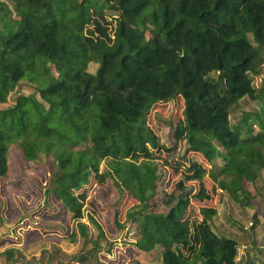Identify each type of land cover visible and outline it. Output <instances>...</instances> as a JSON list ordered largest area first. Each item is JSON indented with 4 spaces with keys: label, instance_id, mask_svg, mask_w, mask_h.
Instances as JSON below:
<instances>
[{
    "label": "trees",
    "instance_id": "16d2710c",
    "mask_svg": "<svg viewBox=\"0 0 264 264\" xmlns=\"http://www.w3.org/2000/svg\"><path fill=\"white\" fill-rule=\"evenodd\" d=\"M12 1L17 19L0 0V104H6L0 106V177L9 167L10 142L20 144L26 161H36L37 152L50 155L46 193L77 217L83 202L75 192L108 159L113 182L141 203L130 214L140 228L133 246L151 255L160 250L161 263L173 264L167 216L149 208L158 177L154 161L146 159L152 135L143 119L153 103L180 95L190 149L211 163L213 179L221 158L218 187L237 201L239 192L242 201L251 198L258 188L255 163L264 165V109L252 114L261 129L253 138L242 136L254 125L244 117V132L233 127L230 112L256 92L252 74L264 54V0H102L117 23L114 44L102 42L97 50L80 28L91 22L97 0L74 6L77 0ZM92 61L95 72L88 70ZM12 65L22 70L18 79ZM20 80L41 100L18 94L7 103ZM84 143L89 148L74 149ZM202 215L209 218L207 211ZM174 249L175 264H211L202 243L190 257Z\"/></svg>",
    "mask_w": 264,
    "mask_h": 264
},
{
    "label": "rangeland",
    "instance_id": "374dc122",
    "mask_svg": "<svg viewBox=\"0 0 264 264\" xmlns=\"http://www.w3.org/2000/svg\"><path fill=\"white\" fill-rule=\"evenodd\" d=\"M3 1L17 19L13 1ZM77 3L78 0L70 5ZM91 16V22L80 27L90 47L97 50L102 42L114 44L116 12L97 0ZM72 17L79 24L80 17ZM146 37H150L148 32ZM96 69L97 64L92 61L88 70ZM9 71L17 79L22 74L17 65L10 66ZM257 71L252 74L256 92L240 99L230 112L233 127L244 132V117L254 125L252 134H243V138H253L261 130L252 114L264 109V54ZM26 83L18 82L7 103L13 104L18 94H34L41 100ZM143 125L152 135L146 159L154 161L158 177L149 208L167 216L165 225L172 235L171 262L176 263L175 245L190 257L202 243L203 255L211 264H264V165L255 163L259 175L257 190L252 187L247 202L242 201L239 192L237 201L228 190L218 187L222 177L218 168L223 166V160L216 158L217 176L213 179L208 171L211 163L190 149L180 95L153 103ZM83 147L89 148V144L74 149ZM8 148L9 167L0 177L1 264H75L77 260H83L81 264H162L160 250L151 255L133 246L140 228L134 220L137 215L130 214L141 203L126 188L116 186L110 177L108 159L100 162L88 183L75 192L83 207L74 217L51 193H46L53 172L50 155L37 152L36 161H26L17 141L10 142ZM132 158L140 160L135 154ZM202 210L209 213V218L202 215ZM222 236L237 242L224 241ZM16 244L20 250L10 257L6 250L14 249Z\"/></svg>",
    "mask_w": 264,
    "mask_h": 264
},
{
    "label": "crops",
    "instance_id": "0c3cea01",
    "mask_svg": "<svg viewBox=\"0 0 264 264\" xmlns=\"http://www.w3.org/2000/svg\"><path fill=\"white\" fill-rule=\"evenodd\" d=\"M0 248H1V246H0ZM11 248H9V249H7V250H10ZM17 249V250H16ZM12 250H14L15 252H17L18 250H20V248H19V245L18 244H16L15 246H14V249H12ZM78 262V263H77ZM75 264H81L80 263V260H77V261H75Z\"/></svg>",
    "mask_w": 264,
    "mask_h": 264
},
{
    "label": "built area",
    "instance_id": "2783aa9c",
    "mask_svg": "<svg viewBox=\"0 0 264 264\" xmlns=\"http://www.w3.org/2000/svg\"><path fill=\"white\" fill-rule=\"evenodd\" d=\"M1 264V263H0Z\"/></svg>",
    "mask_w": 264,
    "mask_h": 264
}]
</instances>
